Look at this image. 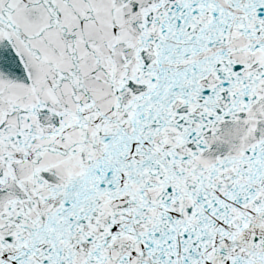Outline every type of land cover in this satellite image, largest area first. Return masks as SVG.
<instances>
[{"label": "snow or ice", "instance_id": "obj_1", "mask_svg": "<svg viewBox=\"0 0 264 264\" xmlns=\"http://www.w3.org/2000/svg\"><path fill=\"white\" fill-rule=\"evenodd\" d=\"M0 264H264V0H0Z\"/></svg>", "mask_w": 264, "mask_h": 264}]
</instances>
